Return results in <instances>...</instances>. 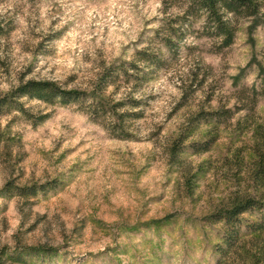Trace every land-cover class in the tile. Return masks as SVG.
<instances>
[{
    "label": "rangeland",
    "instance_id": "rangeland-1",
    "mask_svg": "<svg viewBox=\"0 0 264 264\" xmlns=\"http://www.w3.org/2000/svg\"><path fill=\"white\" fill-rule=\"evenodd\" d=\"M255 2L226 15L225 47L194 0H0V97L30 79L93 92L130 68L103 92L124 113L112 125L27 97V113H0V264H264L249 230L264 224ZM246 198L230 249L215 214Z\"/></svg>",
    "mask_w": 264,
    "mask_h": 264
},
{
    "label": "trees",
    "instance_id": "trees-1",
    "mask_svg": "<svg viewBox=\"0 0 264 264\" xmlns=\"http://www.w3.org/2000/svg\"><path fill=\"white\" fill-rule=\"evenodd\" d=\"M194 4L200 11H204L207 14L208 22L213 26L216 33L224 39L223 45L225 47L233 43L235 34V26L232 25V21L227 19L226 15L230 13L234 16H254L258 11V5L255 0H194ZM133 67L137 68L135 65ZM127 69L130 68L125 67L124 63L116 67L106 68L101 78V83H104L103 88H96V91L93 92L67 89L54 80L30 79L21 81L10 92L0 97V113L13 109L27 113L24 103L21 101L22 97H27L48 103L56 101L64 104L70 102L80 103L83 104L87 113L94 120L103 119L105 122L109 120L110 123L114 121L116 116L124 117V113L117 114L116 105L110 104L103 96V92L111 85L112 80L110 79H114L113 75H116L115 77L121 73L129 75ZM100 112L102 113L99 114ZM130 116L139 117L136 114H130ZM44 118H46V115L42 116L41 119ZM110 125L112 124L110 123ZM255 205H257V202L254 198H246L234 206L215 214L217 220L225 222L224 240L230 249L233 248L234 241L240 242L244 235L240 218L246 213L253 215ZM260 215V219L263 220L264 213L260 212ZM249 230H251L252 234L261 233L264 231V224L262 222L253 224L249 227ZM217 264H221V260Z\"/></svg>",
    "mask_w": 264,
    "mask_h": 264
}]
</instances>
